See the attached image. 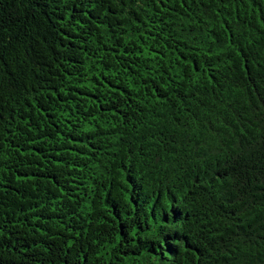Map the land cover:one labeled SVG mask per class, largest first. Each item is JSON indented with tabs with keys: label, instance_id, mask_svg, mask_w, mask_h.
Here are the masks:
<instances>
[{
	"label": "trees",
	"instance_id": "1",
	"mask_svg": "<svg viewBox=\"0 0 264 264\" xmlns=\"http://www.w3.org/2000/svg\"><path fill=\"white\" fill-rule=\"evenodd\" d=\"M0 264H264V0H0Z\"/></svg>",
	"mask_w": 264,
	"mask_h": 264
}]
</instances>
